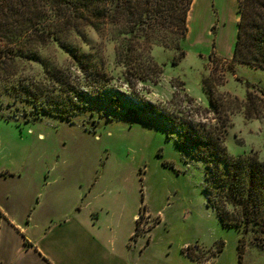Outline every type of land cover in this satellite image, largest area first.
<instances>
[{"label":"rangeland","instance_id":"1","mask_svg":"<svg viewBox=\"0 0 264 264\" xmlns=\"http://www.w3.org/2000/svg\"><path fill=\"white\" fill-rule=\"evenodd\" d=\"M237 1L192 0L181 38L166 16L131 33L111 23L27 42L28 56L0 68V171H15L18 193L32 178L46 182L35 191L56 197L62 171L75 168L90 206L109 210L101 224L129 264H264V231L221 224L210 204L230 218L235 207L208 184L204 161L177 142L178 124L189 121L227 154L264 161V68L230 60ZM121 45L139 65L119 61ZM97 72L116 109L108 95L77 98L98 84ZM72 102L81 105L60 117Z\"/></svg>","mask_w":264,"mask_h":264},{"label":"trees","instance_id":"2","mask_svg":"<svg viewBox=\"0 0 264 264\" xmlns=\"http://www.w3.org/2000/svg\"><path fill=\"white\" fill-rule=\"evenodd\" d=\"M191 1L0 0V68H7V64L12 63L19 55L28 56L30 51L25 48L27 42L59 40L84 26L102 30L108 24L118 23L121 26L119 33H131L139 28L150 27L154 17L162 19L168 16L171 24L176 27L179 35L177 38L185 37L186 17ZM236 12V38L230 60L264 68V0H238ZM175 46L177 47V43ZM123 50L125 51L121 52ZM131 50L123 45L116 49L118 57H121L119 61H125V64L129 61L134 67L135 64L139 65V60L135 59L137 56ZM122 55H127V58ZM182 55L183 50L180 49V53L171 62L176 63ZM73 59L79 61L81 67L82 63L87 64L76 55ZM92 66L95 67L94 64ZM97 75L98 84L90 87L89 91H81L77 98L93 100L108 95L111 107L116 109L115 96L110 92L111 87L106 86L104 74L97 72ZM80 105L72 102L68 107L60 108L59 116L68 117L72 107ZM146 107L150 111L159 112L154 104H146ZM167 119L175 125L172 123L173 119ZM178 126L182 130L177 142L180 145L186 144L192 149L195 159L204 161L208 184L225 190L224 199L236 209L234 218H230V214L229 216L222 208L211 203L221 224H243L245 228L255 224L258 230L264 231V161L249 154H227L218 137L213 138L197 124L180 121ZM220 162L223 163V168ZM207 202L210 203L209 196ZM134 229L136 233V224ZM237 249L240 259V244ZM189 256L191 257L190 254Z\"/></svg>","mask_w":264,"mask_h":264},{"label":"crops","instance_id":"3","mask_svg":"<svg viewBox=\"0 0 264 264\" xmlns=\"http://www.w3.org/2000/svg\"><path fill=\"white\" fill-rule=\"evenodd\" d=\"M14 172L0 171V264L130 263L119 239L108 238L101 224L109 210L90 206L75 168L62 171L56 197L35 191L36 183L46 182L32 178L18 193Z\"/></svg>","mask_w":264,"mask_h":264}]
</instances>
